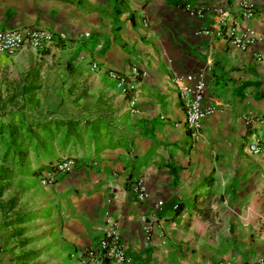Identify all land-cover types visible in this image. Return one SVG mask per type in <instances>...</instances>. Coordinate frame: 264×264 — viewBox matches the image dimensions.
<instances>
[{
	"label": "crops",
	"instance_id": "1",
	"mask_svg": "<svg viewBox=\"0 0 264 264\" xmlns=\"http://www.w3.org/2000/svg\"><path fill=\"white\" fill-rule=\"evenodd\" d=\"M217 1L0 0V29L61 39L41 55L0 54V129L22 147L19 165L0 162V264H75L71 255L111 222L131 264L264 255V156L244 149L264 141V122L248 121L264 115V0H250L257 41L245 52L203 33L218 23ZM198 6L204 16H188ZM134 66L143 78L132 114L105 71ZM172 72L200 74L203 105L217 109L195 142ZM64 157L75 169L42 186L36 169ZM139 180L143 203L131 186ZM143 216L157 218L151 241Z\"/></svg>",
	"mask_w": 264,
	"mask_h": 264
},
{
	"label": "built area",
	"instance_id": "2",
	"mask_svg": "<svg viewBox=\"0 0 264 264\" xmlns=\"http://www.w3.org/2000/svg\"><path fill=\"white\" fill-rule=\"evenodd\" d=\"M230 0L217 1L211 8L213 14L218 17L216 27L204 30V34L213 38H221L235 49L245 52L254 46L257 41L256 33L251 29L250 21L257 13L256 7L250 0H240L237 9L229 4ZM187 14L191 18H202L204 7L198 6L195 9H187ZM61 45L60 37L52 31L39 27H18L12 29H0V54L7 56L16 55L27 50L41 55L44 51L59 48ZM259 60V56H256ZM210 68L211 61H206ZM91 71L100 70L97 63H91ZM107 79L113 82L114 88L125 99L130 113H135L136 99L135 94L143 78L139 68L134 66L128 73H121L106 70ZM170 82L175 86L181 108L184 113L183 127L189 137L195 142L202 130L203 122L217 109L215 107H205L203 105L204 90L202 76L194 73L170 74ZM250 121L264 122V115L252 117ZM244 149L253 157L264 156V141H253L246 144ZM77 161L73 158H60L50 162L39 175L40 184L44 187L56 183L61 176L73 171ZM132 191L136 199L143 203L148 193L142 181L131 184ZM162 205L157 202V207ZM142 230L147 241H151L157 229V218L155 216H143ZM109 228L99 238L89 245L77 249L71 256L75 264H131V258L126 254L122 245V233L116 222L108 224ZM256 264H264V255L261 256Z\"/></svg>",
	"mask_w": 264,
	"mask_h": 264
},
{
	"label": "rangeland",
	"instance_id": "3",
	"mask_svg": "<svg viewBox=\"0 0 264 264\" xmlns=\"http://www.w3.org/2000/svg\"><path fill=\"white\" fill-rule=\"evenodd\" d=\"M5 129H0V153L1 161L3 166L7 165L8 167L17 166L21 162V144L20 143H7L5 137ZM44 168H38L36 171H43Z\"/></svg>",
	"mask_w": 264,
	"mask_h": 264
}]
</instances>
